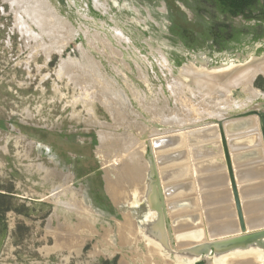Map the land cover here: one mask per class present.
Wrapping results in <instances>:
<instances>
[{"label": "rangeland", "instance_id": "obj_1", "mask_svg": "<svg viewBox=\"0 0 264 264\" xmlns=\"http://www.w3.org/2000/svg\"><path fill=\"white\" fill-rule=\"evenodd\" d=\"M45 2L0 0V264L242 248L214 246L264 221V74H228L264 62V0Z\"/></svg>", "mask_w": 264, "mask_h": 264}, {"label": "bare ground", "instance_id": "obj_2", "mask_svg": "<svg viewBox=\"0 0 264 264\" xmlns=\"http://www.w3.org/2000/svg\"><path fill=\"white\" fill-rule=\"evenodd\" d=\"M10 1H11V3L12 2L14 3L13 4L14 6L17 4L21 9L25 10L26 13L29 14V16L34 17L40 24H45V18H46L47 12L50 9V7L48 6L49 4L47 5L45 0H10ZM50 14H51V12H50ZM47 21H48V19H47ZM44 28H46V27H44ZM259 73L264 74V62H262V61L257 62L256 64H253V65H248L247 67L241 68L238 71L231 72L228 74V78H230L232 80V82L237 83V84L244 83V84H250L251 85V83L253 82V80L255 79V77ZM244 225H246L245 226L246 230H252V229L256 230V228L264 226V221L262 222V221L257 220V219H252L247 224L244 223ZM240 227L243 228L242 225H240ZM240 227L237 226L234 231L232 230V234L236 233V232H238V233L242 232L243 229H241ZM235 236H237V235H235ZM262 238H264V236ZM262 238H261V240L260 239H253V241H251L250 244H248L246 246H242L243 249L242 248H240V249L235 248L237 250L230 251V253L219 258V260L208 259L209 264H264V239H262ZM153 246H154L153 249L158 250V247L156 245H153Z\"/></svg>", "mask_w": 264, "mask_h": 264}, {"label": "water", "instance_id": "obj_3", "mask_svg": "<svg viewBox=\"0 0 264 264\" xmlns=\"http://www.w3.org/2000/svg\"><path fill=\"white\" fill-rule=\"evenodd\" d=\"M264 132V130H263ZM240 213V217H241V222H242V231L244 235H240L238 237H234L233 239L224 241V242H219L215 244V248L217 249V251H221L222 248H225L226 250H230L233 247H242L245 246L246 244H249L251 241H253V239H260L264 236V230H260V231H253V233L249 232L246 230V227L244 225L243 222V216L242 213ZM220 247V248H219ZM219 249V250H218ZM218 257L220 255H224L223 253H217Z\"/></svg>", "mask_w": 264, "mask_h": 264}, {"label": "trees", "instance_id": "obj_4", "mask_svg": "<svg viewBox=\"0 0 264 264\" xmlns=\"http://www.w3.org/2000/svg\"><path fill=\"white\" fill-rule=\"evenodd\" d=\"M231 5V12L234 15L250 13L257 0H224Z\"/></svg>", "mask_w": 264, "mask_h": 264}]
</instances>
